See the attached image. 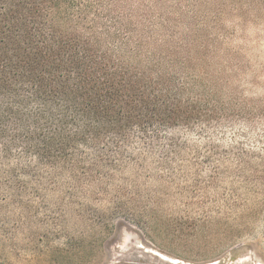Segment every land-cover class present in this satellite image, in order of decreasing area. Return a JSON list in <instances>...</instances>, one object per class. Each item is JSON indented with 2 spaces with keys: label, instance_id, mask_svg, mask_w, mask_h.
I'll return each instance as SVG.
<instances>
[{
  "label": "rangeland",
  "instance_id": "rangeland-1",
  "mask_svg": "<svg viewBox=\"0 0 264 264\" xmlns=\"http://www.w3.org/2000/svg\"><path fill=\"white\" fill-rule=\"evenodd\" d=\"M223 117L86 171L0 144V264H264V0H203Z\"/></svg>",
  "mask_w": 264,
  "mask_h": 264
},
{
  "label": "trees",
  "instance_id": "trees-1",
  "mask_svg": "<svg viewBox=\"0 0 264 264\" xmlns=\"http://www.w3.org/2000/svg\"><path fill=\"white\" fill-rule=\"evenodd\" d=\"M203 0H0V144L86 171L140 136L223 117Z\"/></svg>",
  "mask_w": 264,
  "mask_h": 264
}]
</instances>
